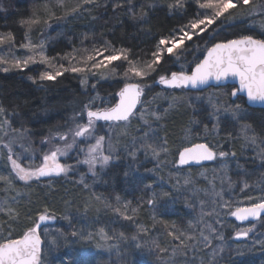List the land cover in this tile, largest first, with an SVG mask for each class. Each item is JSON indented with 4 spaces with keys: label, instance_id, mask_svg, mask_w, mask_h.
<instances>
[{
    "label": "trees",
    "instance_id": "1",
    "mask_svg": "<svg viewBox=\"0 0 264 264\" xmlns=\"http://www.w3.org/2000/svg\"><path fill=\"white\" fill-rule=\"evenodd\" d=\"M172 2L174 0H159V6L149 12L148 24L134 21L129 9L139 13L142 7L146 10L153 0H98L96 5H85L80 14L64 19L60 32L63 37L59 39V43L54 45L49 40L46 41L47 55L51 58L55 54L59 56L66 51H74L75 46L81 44L87 47L95 44L104 51L130 49L129 58L142 65L145 61L141 60L152 59L151 54L157 49L160 39L175 36L190 20L195 19L199 12L201 13L196 0H185V9L174 12L166 8V5ZM46 3L53 4L56 17L64 15V9L56 6L54 0H0V35L11 32L15 36L14 45L23 44L21 32L24 27L20 23L21 20L27 19L33 7L39 5L41 8ZM117 3L121 4V7H115ZM262 23L264 18L261 16L245 17L244 10H241L234 21L219 27L221 30L217 42L239 38L242 35L264 38L261 35L264 32ZM219 25L220 21H217L213 26L218 28ZM211 30L202 37H195L185 47L187 51L179 62L169 56L164 57L162 68L180 71L183 66L185 71L191 69L194 62L205 55L203 49L211 45ZM108 70L100 69L94 77H90L88 73L87 84L83 83L84 74L72 72H65L55 81L36 80L37 82L33 83L29 77H37V68L8 73L0 70V103L8 109L14 127H20L22 123L30 130L32 147L37 148L40 140L49 134V130L55 132L62 126H70L73 119L78 122L85 120L86 113L82 119L79 113L84 110L83 106L88 104L90 99L94 101L93 110L111 107L117 103V93L124 86L125 80L108 75ZM100 73L108 75V78H102ZM159 75H170V72H161L159 69L154 72L146 82L153 86L142 99L146 102L144 110L160 113L167 110V115L162 120L151 125L160 137L167 139V153H161L159 158L143 151L138 152L135 159L129 156V151L134 150L133 138L142 136L147 128L143 120L135 116L124 130L127 135L116 139V142L113 141L116 149L114 154L119 155V161L112 163L106 170H99L94 178L80 170L68 176L40 178L28 184L15 181L13 191L0 181V197L9 206L16 207L21 212L18 222L13 225L14 237L18 238L45 209L57 217L54 224L45 225L41 229L45 241L43 264H169L172 247L179 243L167 235L168 231L173 230L170 225L187 229L189 221L195 222L201 211L200 201L210 202L216 199L205 195L213 184L216 186L215 191L223 192V200L230 201L231 204L229 208L217 206L219 215L214 219H206L209 222L219 220V224H216L217 235H223L225 239H212V248H206L203 252H189L188 257L177 255L174 264H264V216L257 221L256 235L249 239L236 240L233 237L234 231L239 226L252 223L240 224L228 214L235 207L258 202V198L264 196V164L257 154L258 149L247 146L240 139L239 125L231 119L223 123L219 133L214 135L211 131L212 124L203 115L197 114L198 105L186 97L195 92L165 90L156 83ZM233 89L235 87L228 86L217 88V91L223 95L222 101H234L245 107L253 116L254 126L259 130L258 121L259 117L264 115V110L249 108L243 97L228 96L227 93ZM173 96L182 99L177 107L169 108ZM14 108L19 117H12ZM204 125L208 126V132L204 130ZM228 133H231V136ZM191 142L209 143L214 150L235 152L236 156L200 165L180 166L179 151ZM16 148H19V145ZM19 150L22 151L20 148ZM0 176H12L4 158L0 159ZM188 177L194 180L198 195L193 193L192 186L183 184L184 178ZM177 180L180 181L179 185ZM245 182L250 185L247 189H243ZM147 185H151V189L147 188ZM153 191L168 192L171 195L158 201L153 207L145 202ZM8 193H14L15 200L11 196L9 198ZM96 196H100L101 201L113 205L117 204V196L120 197V204L131 201V207L139 205L135 222L124 220L111 209L105 208L102 202L94 199ZM249 196L253 199L248 200ZM204 210H211L209 204H205ZM65 216L70 219H65ZM82 218L86 221L96 219V229L104 228L110 236L123 232L124 238L111 239L119 254L97 250L84 251L87 244L80 243L81 235H72L73 232H82L83 229L79 230ZM7 220L5 212L0 210V222ZM92 225L94 224L90 227ZM47 227H54L57 233L53 246L46 237L44 238V230ZM95 227L92 226V229L96 230ZM140 227L146 229V232H140ZM0 232H3V229H0ZM133 236L137 239L133 240ZM153 241L169 251L159 253L153 246ZM137 244L140 247H137ZM220 247L224 248V252L212 262V250ZM160 256L164 259H159Z\"/></svg>",
    "mask_w": 264,
    "mask_h": 264
},
{
    "label": "snow or ice",
    "instance_id": "2",
    "mask_svg": "<svg viewBox=\"0 0 264 264\" xmlns=\"http://www.w3.org/2000/svg\"><path fill=\"white\" fill-rule=\"evenodd\" d=\"M55 3L56 6L64 9L62 17H56L53 4L46 3L44 5L46 17L34 12L32 17L21 20V25L26 27L25 38L27 42L21 44L20 47L28 49L32 55L26 58H18L9 52L8 56H0V66H2L3 72L8 73L12 70H23L29 64L37 62L47 64L50 68L53 67L52 60L55 58L45 55L44 43H33L28 38V34L31 33L35 26L41 23L49 25L50 20L53 18L65 19L75 17L80 14L81 9L85 5H96L98 0H77L70 8L66 6V0H55ZM196 3L199 9L203 11L198 13L195 19L190 20L187 25L179 30L180 35L160 39L157 49L151 54L152 59L150 62H144L141 65L140 62L130 59V49H114L115 54L104 57V60L107 61L106 64L103 61L96 60L97 55H103L100 49H94V55H87L84 58V64L93 61L94 63L91 64V67L96 69L107 68L113 61L123 59L128 64L127 69L123 72L125 80L139 78L141 82L125 83L117 93L119 101L114 106L93 110L92 104L94 101L90 99L89 103L83 106L84 110L79 113L81 119L86 113V123H80L73 119L67 131L56 130L53 132L49 130V134L41 140L43 145H50V147L48 151L43 152L42 163L40 165L26 167L20 162L23 153L33 151L30 130L25 128L22 123L20 127H14L12 119L8 115V109L0 103V133H2L0 134V157H3L6 163L10 165L14 178L28 184L42 177L66 176L73 169L71 165L62 163L60 157L67 156L73 149L84 153L85 159L82 163L89 166V170L92 171L93 175L97 174V164L103 168L115 161H119V155L114 154L116 149L112 142L113 138L97 134V121L108 122L110 126H115L113 131H116V129L121 127L127 128L131 119L134 116H139L147 128L144 130L142 136L133 138L134 150L129 151V156L135 159L137 153L143 151L145 154L150 153L153 157L159 158L161 153H167V139L160 137L158 132L151 126L153 122L162 120L167 115V110L163 113L149 112L148 109H145L143 112H137L138 106L143 107L146 103L142 98L145 95L147 85L142 81H145L148 76L153 72H157L158 69L161 72H170V75H159L158 83L172 89L198 88L201 85H207L212 80L219 82L227 80L229 77L238 79L239 86L231 90L227 95L237 97L240 93H243L247 98V102L264 105V38H256L253 35H242L239 38L225 39L217 42L219 27H223L226 23L234 21L237 18V13L241 10H244L245 17L259 15L264 18V0H196ZM114 6L119 8L121 4L117 3ZM158 6L159 0H153V3L147 5L146 10L142 7L140 12L137 13L129 9V14L134 21L148 24L149 12ZM166 8L173 12L183 10L185 9V0H174V2L168 3ZM217 21H220L218 28H212L213 25L217 24ZM261 27L264 28V23L261 24ZM209 29H212L209 33L211 45L203 49L206 54L194 62V66L191 69L185 71L183 70V66L180 71L162 68L161 65L165 55L179 62L187 51L184 42L193 40L194 35L202 37L204 33L209 32ZM261 35L264 36V32ZM14 44L15 36L13 33L8 32L0 35V45H7L11 49ZM105 50H107V47ZM62 59L75 60L76 56L69 53L62 57ZM88 71L85 67L74 65L65 67L64 64H60L58 70L54 72L45 71L39 75L38 79L39 81H55L57 77L62 76L65 72L82 73L85 75L83 83L87 84L86 76ZM115 74L116 67L108 70V75L114 76ZM100 75L104 79L108 78V75L104 73H100ZM29 79H32L33 83L37 82L32 77H29ZM92 87H95V85H92ZM153 99L155 100L156 97H153ZM181 99L180 97L173 96L169 108L177 107ZM220 99V96L208 98V102L213 109L211 115L216 120L211 131L216 134L219 133L220 113L230 114L231 120L239 125L240 139L247 146L258 149L257 154L261 163L264 164V115L259 117V130H257V127L254 126L253 116L245 107L228 100L218 103L217 101ZM12 117H19V113L15 108L12 110ZM204 130L206 132L209 131L207 125H204ZM121 135H127V132H122ZM228 135L231 136V133H228ZM57 139L63 141V143H56ZM92 140L95 142L90 143L89 141ZM80 143L84 144L83 148L79 147ZM17 145L22 150L20 153H17L15 150ZM5 149L6 152L4 151ZM229 156L235 157L236 153L214 150L209 143H194L190 147H184L179 151L178 163L180 165H187L192 162L200 163L202 161L216 160L217 157L226 158ZM0 181H3L8 188L13 187L12 176H0ZM81 183H83V180H81ZM176 183L179 185L180 181L177 180ZM221 183H224L223 179H221ZM183 184L192 186L193 193L199 194L192 178H184ZM146 187L151 189L152 186L147 185ZM215 187L213 184L205 192V195H211L216 199H212L210 202L206 200L200 201L201 211L195 222H188L187 229H179L175 225H170L173 230L168 231L167 235L173 241H178L179 243L172 247V256L169 258V264H174V259L177 255L188 257L189 252L195 254L197 251L203 252L206 248L211 249L212 239H219L221 241L225 239L223 235H217L218 229L216 224H219V220L209 222L206 219V217L214 219L219 215L216 211L217 206L229 208L231 204L230 201L223 200V192L215 191ZM249 187L250 185L247 182L243 184V189ZM170 195L168 192L159 193L153 191L145 202L154 207L158 201ZM12 199L15 200L14 197ZM94 199L102 202L105 208L111 209L124 220L135 222V217L139 212V205L131 207V201L120 204V197L118 196L116 197V205L107 201H101L100 196H96ZM252 199L251 196L248 197V200ZM221 200H223L222 203ZM205 204H209L211 207L210 211L204 210ZM0 210H3L8 217L7 221L0 222V229H3V232H0V264H43V245L45 241L41 235V225L47 221L55 220L57 217L49 214L48 210L45 209L44 213L40 214L31 226L27 227L16 238L13 235V225L20 218V210L9 206L6 202L4 208ZM228 214L242 222L250 219H260L262 214H264V196L259 197L258 202H252L248 206H237ZM64 218L70 219L68 216ZM253 230V227L238 230L236 238H247ZM139 231L143 233L146 232V229L140 227ZM72 235L92 237V233L73 232ZM98 235L104 241L124 238L123 232L118 233L116 236H110L104 228L99 229ZM132 239L135 240L137 237L133 236ZM55 243L56 239L53 237L51 244L54 245ZM152 243L159 250V253H167L169 251L168 248L161 247L156 241ZM136 246L140 247L139 244ZM223 252V247L212 250V262ZM158 258L164 259L162 256Z\"/></svg>",
    "mask_w": 264,
    "mask_h": 264
},
{
    "label": "rangeland",
    "instance_id": "3",
    "mask_svg": "<svg viewBox=\"0 0 264 264\" xmlns=\"http://www.w3.org/2000/svg\"><path fill=\"white\" fill-rule=\"evenodd\" d=\"M76 2H77V0H66V6L70 8ZM54 4H56L55 3V0H54ZM41 8H39V5L33 7L32 8V11L29 13L27 19L30 18V17H32V15H33L34 12H37L41 16L46 17V12L44 10V6H42ZM202 11L203 10H201V12ZM64 21H65L64 19H51L50 22H49V25H44L43 23H41V24H39V25H37V26H35L33 28V30L31 31V33L28 34V38H30L33 43H41V42H43L44 45H45V49H44L45 50V55H47V52L48 51H47V47L46 46H47L48 43H46V41L49 40L50 43L51 44H54V45H56L57 43H59V39L61 37H63V34H61L60 32H61V29H62V25L64 24ZM23 27H24V29H22V32L21 33H22V36H23V43H26L27 42V40L25 38L26 27L25 26H23ZM212 28H216V27L212 26ZM209 31H210V29H209ZM178 35H180V32L178 34H176L175 36H178ZM195 37H199V36H195L194 35L193 36V40H194ZM193 40H191V41H193ZM191 41H185L184 42L185 47L187 45H189V43ZM99 47L100 46H97L95 44L92 45V47H89V46L87 47L86 45H83L82 46V44H81L80 46L79 45L78 46H75L74 51L73 50L66 51L62 55H59L58 56V55L55 54L53 57H51V58H55V59L52 60V64L54 66L51 67V68L47 64H43V63L37 62V63H34V64H29L27 66V68H25V69H28V68H37V77L35 79L36 80H39L38 78H39V75L40 74H42L45 71H53L54 72V71H56V70L59 69V65L60 64H64L65 67H69L70 65L85 67V68H87L89 70L88 73L90 74L89 75L90 77H94L100 71V69H104V70L107 69L108 70V68H112V66H113V67H116L115 77H118L120 79H124L125 80V78L123 76V72L127 69L128 64L123 59L117 60V61H113L112 64H110V65L107 66V68L102 67L100 69H96V68H92L91 67V64L94 63L93 61H89L87 64H84L83 63V60H84V58L87 55H94V52H93L94 49H100V51L103 53L102 56L101 55H97L96 56V60L97 61H103L105 64L107 63V61L104 60V57H106L108 55L115 54L114 51L113 52H111V51H104V50H102ZM161 47H163V46H161ZM85 50H87V51H85ZM9 52H11V54L13 56L18 57V58H26L27 56L32 55V53L28 49L22 48L20 46L14 45L11 49H9L7 45H0V56H8L9 55ZM69 53L75 55L76 56V59L75 60H65V59H62V57L66 56ZM167 56L168 55H165L164 57H167ZM141 61L150 62L151 59L145 58V60H141ZM25 69H23V70H25ZM0 70L2 71V66H0ZM12 71H21V70H12ZM153 73L151 75H153ZM78 74L83 75L82 73H78ZM150 76L147 77V79L145 80V82L143 81V83H145L147 85V87L145 88V93L148 92V90H150V88L153 86L152 84L146 83L148 81V79H149ZM158 79H157L156 83L158 82ZM130 80H133L135 82H141L139 80V78H129L128 80H125L124 82L127 83ZM216 96H220L221 97V99L219 101H217V102L218 103L222 102L223 95L222 94H219V92L217 91V89H212V88L207 89V90H205L203 92H195L194 94H191L189 96H186L189 99V101L193 102V104H195V105H198L199 108L197 109V114L203 115L206 118V120L210 124H212V126L216 123V120L211 115L213 109H212V106L208 102V98L209 97H216ZM144 108H145L144 106L143 107H139L138 113L139 112H143L144 111ZM133 118H135V116ZM220 118H221L220 119V126L223 123H225L226 121H228L229 119H231L230 114H228V113H220ZM86 122H87V118L85 120L81 121L80 123H86ZM68 127L69 126H67V127L62 126V128L59 129V131H62V132L63 131H67V128ZM114 127L115 126H110L109 124H103V123H101V125H100V123L97 122V130H98L97 131V134L98 135H106L107 137H111V138H113L112 142L113 141L116 142V139L119 140V138H121L123 136V135H121V133L124 132V130H126V128L121 127L119 129H116V131H113V128ZM0 134H2V133H0ZM199 134H200V132H199ZM214 135H215V133H214ZM5 139H7V138H5ZM41 140L39 142V146H37V148H33V151L32 152L23 153L22 159L20 161L22 163V165H24L26 167H28V166L35 167V166L40 165L42 163L43 152L48 151V148L50 147V145H43L41 143ZM89 142L90 143H94L95 141L92 140V141H89ZM114 142H113V144H115ZM56 143L62 144L63 141H59L57 139ZM192 144L193 143L191 142L190 145H188L187 147H190ZM79 147L80 148H83L84 147V144L83 143H80L79 144ZM15 150H16L17 153H20L21 152L19 150V148H16ZM4 151L6 152V149ZM218 151H220V150H218ZM0 159H3V157H0ZM84 159H85L84 153L78 151L77 149H73L67 156L60 157V160H61L62 163L71 165L72 166V169H73L66 176H68L70 174H73V173H76V172H78L80 170H83L87 175L91 176L92 178L96 177L97 174L96 175H93L92 171L89 170V166L87 164L82 163V161ZM217 159H223V158L217 157ZM212 161H215V160H212ZM111 165H112V163L109 164L107 167H103L102 168L99 164H97V166H96V173H98L99 170H102V171L103 170H106ZM9 169L11 171L10 165H9ZM61 176H65V175H61ZM12 177H13V185H14V182L15 181H18L20 183H25L23 181H20L19 179L14 178V173H12ZM11 189H12V191L15 190L14 187H11ZM10 196L13 197L14 196V193L13 194L12 193H8V197L9 198H10ZM0 199H1L0 200V209H3V207L5 206V202L3 201V199L1 197H0ZM244 206H248V205H244ZM240 207H243V206H240ZM1 211H3V210H1ZM231 217H233V216H231ZM55 220L49 221L46 225H52V224H54L55 223ZM94 221H90V220L86 221L85 218H82L81 219V223H80L81 226H79V230L80 231H81V229H83L81 233H92V237L91 238H88L86 235H81L80 236V240H79L80 243L82 245L87 244V247H86L87 249H83V250L84 251H86V250L87 251L88 250H97V251L107 252L108 254H114V255L119 254L118 253L117 246L111 240L104 241V240H102L100 238V236L98 235L99 229H96V227H95L96 221L95 222ZM257 221H255L256 223L255 222H251L252 223L251 225L239 226L234 231V235H233L234 239H236V240H240V239L245 240V239H249L250 237L256 235L257 230H258V223H257ZM91 224H94L92 226H94L96 230L92 229V226L90 227ZM245 224H248V223H245ZM249 227H253L254 230L249 233V236L247 238H240V239H237L236 238V232L238 230L246 229V228H249ZM56 235H57V233H55L54 227H47V228H45V230H44V238L45 237L47 238V240L50 242V245L51 246H53L51 244V240L53 239V237L56 239Z\"/></svg>",
    "mask_w": 264,
    "mask_h": 264
},
{
    "label": "water",
    "instance_id": "4",
    "mask_svg": "<svg viewBox=\"0 0 264 264\" xmlns=\"http://www.w3.org/2000/svg\"><path fill=\"white\" fill-rule=\"evenodd\" d=\"M159 86L165 90H185V91H191V92H203L207 89H210V88H224V87H228V86H233V87H238L239 86V82H238V79H234V78H231L229 77L227 80H223V81H215V80H212L210 81L207 85H201L200 87L198 88H192V87H188V88H184V89H172V88H168L166 85H162L159 83ZM239 97H243L245 99V103L246 105L251 108V109H262L264 110V105H260V104H251L250 102H247V98L246 96L243 94V93H240L238 95ZM118 101H119V97H118ZM117 101V103H118ZM138 109H139V106H138ZM137 109V111H138ZM97 122H100V123H108V122H104V121H97ZM109 124V123H108ZM178 159H179V154H178ZM210 161H202L200 163H196V162H192L190 164H187V165H181V166H190V165H200V164H204V163H208ZM180 165V164H179ZM43 178H47V177H42L41 179ZM264 216V214H262V216L260 217V219ZM234 217V216H233ZM234 219L236 220V222L240 223V224H245V223H251V222H255L259 219H256V220H247V221H240L238 219H236V217H234ZM49 221L43 223L41 225V229L43 228V226H45ZM42 235V234H41ZM43 238V237H42Z\"/></svg>",
    "mask_w": 264,
    "mask_h": 264
},
{
    "label": "flooded vegetation",
    "instance_id": "5",
    "mask_svg": "<svg viewBox=\"0 0 264 264\" xmlns=\"http://www.w3.org/2000/svg\"><path fill=\"white\" fill-rule=\"evenodd\" d=\"M236 88V87H235ZM234 90V89H233ZM238 97V96H237ZM233 98H236V97H233Z\"/></svg>",
    "mask_w": 264,
    "mask_h": 264
},
{
    "label": "bare ground",
    "instance_id": "6",
    "mask_svg": "<svg viewBox=\"0 0 264 264\" xmlns=\"http://www.w3.org/2000/svg\"><path fill=\"white\" fill-rule=\"evenodd\" d=\"M206 54V53H205ZM157 84L159 85V83L157 82Z\"/></svg>",
    "mask_w": 264,
    "mask_h": 264
}]
</instances>
